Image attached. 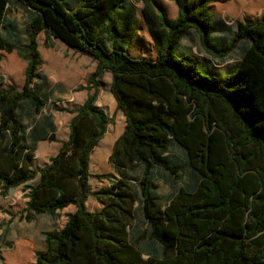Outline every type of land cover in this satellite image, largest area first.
<instances>
[{
    "label": "trees",
    "instance_id": "trees-1",
    "mask_svg": "<svg viewBox=\"0 0 264 264\" xmlns=\"http://www.w3.org/2000/svg\"><path fill=\"white\" fill-rule=\"evenodd\" d=\"M134 1L0 0V50H15L26 62L21 89H1L0 77V193L23 185L20 217L26 222L30 212L56 215L75 207L61 228L45 234V247L31 264H264V19L231 26L209 8L227 0H174L177 15L169 20L155 0H139L155 56L134 58L125 51L136 27ZM13 8L29 14L25 43L7 38ZM40 32L90 56L96 66L78 88L87 90L80 106L51 104L72 114L68 137L45 166L34 168L37 142L53 136L34 132L27 143L18 108L24 102L37 112L46 106L37 91L49 81L41 71ZM234 52V68L220 72ZM106 71L125 124L109 156L114 173L93 175L91 153L111 123L96 105ZM172 144L184 152L195 178L164 203L157 170L181 182L167 157ZM90 177L107 178L109 186L92 190ZM90 196L100 210L86 209ZM136 201L159 254L143 257L141 236L128 238Z\"/></svg>",
    "mask_w": 264,
    "mask_h": 264
},
{
    "label": "rangeland",
    "instance_id": "rangeland-1",
    "mask_svg": "<svg viewBox=\"0 0 264 264\" xmlns=\"http://www.w3.org/2000/svg\"><path fill=\"white\" fill-rule=\"evenodd\" d=\"M160 2L167 15L175 18L177 8L174 0H156ZM252 1L257 3L258 0H227L226 2H216L211 10L216 16H223L229 25L236 24L235 13L232 5L237 6ZM137 8L136 20V44L133 42L130 47V53L136 58L154 59L155 48L140 14L142 3L135 1ZM254 10L249 11L246 19L257 20L264 17V12L258 7L252 5ZM7 28L12 33L7 36L10 40L19 43L26 42L25 24L29 20L27 11L20 8L9 10ZM246 15V16H247ZM5 36V33L3 32ZM6 37V36H5ZM38 50L40 52L41 71L48 76V83L45 86H39L37 91L47 98L46 106L39 112L24 102L19 105L18 113L21 120L27 126L26 141L32 144L30 138L32 133L39 136H53V140L42 139L37 142L32 165L34 168L45 166L48 159L53 156L59 149L61 142L68 137V125L72 114L58 112L51 108V104L58 107L77 108L86 98L87 90L78 89L88 83L90 73L96 66V61L90 56L74 51L68 48L63 42L48 37L43 32L37 36ZM148 42V44L146 43ZM179 49L176 48L178 53ZM0 77H2L1 89L9 85L21 89L24 80V69L26 62L24 58L17 55L16 51L7 53L0 50ZM182 57L181 55H179ZM238 53H232L229 57L232 61L221 65L220 72L230 71L234 68L235 59ZM183 60L189 61L188 58L182 57ZM111 75L106 71L99 80L97 91L96 105L103 108L108 116L111 117V123L108 124L104 137L95 146L90 156L89 170L91 174H113L114 171L109 162V156L112 146L117 137L122 133L125 124L124 115L116 109V102L112 96L110 87ZM36 89V87H35ZM167 157L178 166L181 172V182L175 180L167 172L158 169L156 172L157 192L161 196L162 202H166L176 188L182 184L190 185L194 181V174L190 170L184 152L176 145H171L167 152ZM139 168L136 167L134 176L138 177ZM112 178V177H110ZM137 179H132L136 183ZM107 178L90 177L89 184L92 190L109 186ZM36 179L26 184H35ZM26 198L24 196L23 185L9 189L5 195L0 193V264H31L35 259L37 250L45 247V234L55 228H61L65 221L66 215L73 212L75 207L70 205L64 208L59 214L51 215L48 213L35 214L30 212L31 220L26 222L20 216H24V206ZM86 209L94 212L101 209L102 204L96 198L90 196L85 203ZM134 220L129 228L128 238L130 242L134 238L140 237V250L143 257L150 254L161 252L160 247L154 241H151L145 231V221L140 212V207L136 201L132 206ZM22 250V251H21Z\"/></svg>",
    "mask_w": 264,
    "mask_h": 264
},
{
    "label": "crops",
    "instance_id": "crops-1",
    "mask_svg": "<svg viewBox=\"0 0 264 264\" xmlns=\"http://www.w3.org/2000/svg\"><path fill=\"white\" fill-rule=\"evenodd\" d=\"M74 1V0H73ZM156 1V0H155ZM230 1H232V0H230ZM132 3H134V5H135V7H136V3H135V1L134 2H132ZM156 3L157 4H159L161 7H162V5H161V3L159 2L158 3V1H156ZM216 4V2H214V3H211L210 5H209V8H210V10H211V7L213 6V5H215ZM252 5L253 6H255V7H258V9L260 10V11H263L264 12V0H258L257 1V3H254L253 1H252ZM252 5L251 4H249L248 2H246V3H244L243 5H240V6H237L236 5V3H234V5H232V10H233V13H235V18H236V20H235V22L237 23V22H246V21H251L250 19H246L247 17H248V13H249V11H252V10H254V8L252 7ZM163 8V7H162ZM164 9V8H163ZM165 12H166V10H165ZM211 12H212V10H211ZM212 14H213V12H212ZM166 15H167V13H166ZM247 15V16H246ZM213 16H214V18H218V20H220V21H224L226 24H228V22L225 20V18L223 17V16H216V15H214L213 14ZM135 18H136V14H135ZM167 18L169 19V20H173L174 18H170L168 15H167ZM259 19H261V18H259ZM262 19H264V17L262 18ZM214 23V26H213V34L215 35V34H217L218 32L216 31V28L218 27L217 26V23L216 22H213ZM229 25V24H228ZM144 26H145V24H144ZM145 28H146V26H145ZM146 30H147V28H146ZM148 32V31H147ZM192 36V35H191ZM193 37V36H192ZM150 42L152 41L151 39L149 40ZM187 39H183L182 41H181V46L182 47H187L188 46V44H187ZM135 43L136 44V27H135V30H134V32H133V35H132V37H131V39H130V41H129V43L128 44H126L125 45V51L130 55V56H132V57H134V58H136L135 56H133L131 53H130V47H131V44L132 43ZM147 44H148V42H146ZM152 43V42H151ZM187 45V46H186ZM193 44H191L190 46H192ZM193 50H195V47H192V51ZM150 59H152V58H150ZM44 249V248H43ZM42 249V250H43ZM22 251V250H21ZM37 251H40V250H37ZM36 251V252H37Z\"/></svg>",
    "mask_w": 264,
    "mask_h": 264
}]
</instances>
